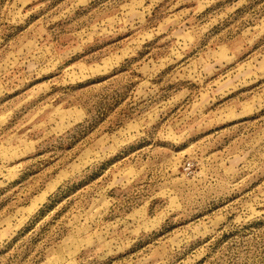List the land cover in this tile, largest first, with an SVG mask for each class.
Returning a JSON list of instances; mask_svg holds the SVG:
<instances>
[{
	"label": "rangeland",
	"instance_id": "374dc122",
	"mask_svg": "<svg viewBox=\"0 0 264 264\" xmlns=\"http://www.w3.org/2000/svg\"><path fill=\"white\" fill-rule=\"evenodd\" d=\"M0 264H264V0H0Z\"/></svg>",
	"mask_w": 264,
	"mask_h": 264
}]
</instances>
